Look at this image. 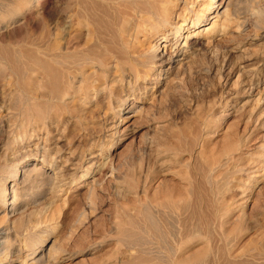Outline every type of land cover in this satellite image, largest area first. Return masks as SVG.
I'll list each match as a JSON object with an SVG mask.
<instances>
[{"label": "rangeland", "instance_id": "rangeland-1", "mask_svg": "<svg viewBox=\"0 0 264 264\" xmlns=\"http://www.w3.org/2000/svg\"><path fill=\"white\" fill-rule=\"evenodd\" d=\"M232 1L223 29L179 46L178 25L204 0H170L166 52L152 56L162 40L152 35L134 45L155 61L141 79L116 80L111 62L95 67L86 91L71 72L74 97L51 99L35 126L21 82L35 78V97L49 101L55 82L39 89L46 75L31 73L30 51H73L86 30L75 1L0 0V188L11 182L7 205L23 210H4L0 195V239L37 219L67 241L58 264H264V174L253 177L264 168V0ZM28 158L38 172L26 180L18 167Z\"/></svg>", "mask_w": 264, "mask_h": 264}, {"label": "bare ground", "instance_id": "bare-ground-1", "mask_svg": "<svg viewBox=\"0 0 264 264\" xmlns=\"http://www.w3.org/2000/svg\"><path fill=\"white\" fill-rule=\"evenodd\" d=\"M34 1L35 0H29V2H34ZM72 1L73 2L75 1V5H77L78 7V10L76 12L77 14H75V16L77 17V19H75L77 30L78 31H82L83 29L86 30L87 39L85 43H83L84 45H81L83 47H81L79 44H78L79 46L76 44L75 47H73V49L75 48L73 51L72 50L69 51L65 49L64 52H59L56 54L53 50L50 51L53 53H50L46 50L44 52L43 50L41 54L40 53L41 50L35 48L33 51H30L31 54L29 53L30 54L29 56L31 57L30 60L34 63V66L31 63L33 68L30 69L34 70L31 71V73L37 71L39 72L40 70L46 75V77H44L45 79H41V81H38L40 82L39 89L41 90V88H46V86L49 85L46 79L48 78L50 80L51 76L53 79L50 80V82L52 81L51 83L49 82L50 85H52V83L55 82L52 86H50L52 87V94H50V96L51 95L53 96L49 98L50 101L48 100V98L45 99L43 97L42 98L44 100H41L42 99L40 98L41 96L39 97L40 99L38 97L37 98L35 97L36 95H38V90L37 93L35 92L36 94L33 93L35 91L33 89L34 85L38 86V83L35 84L36 83L35 78L34 80L32 78V80L21 82L22 87H20V89L21 88L24 89L23 90L24 93L25 92L26 93L30 92V94L33 93L34 95L33 97H35L34 99H31L33 98L31 96L32 94L31 95L29 94L26 95V93L23 94L26 96L25 97L26 99L30 98L31 100L29 103L30 105L29 108L30 110L32 109L33 112L32 111L31 112L33 114L32 113L31 114L34 116L30 117L29 122H31L35 126H39L40 121L46 118L45 116L46 115L48 116L49 112L51 113L50 110L52 109L51 108L53 105L52 102L54 100L57 101L58 99H60L62 100L61 102H63L62 104H67L68 102L66 103L65 96L70 95L71 97H74L73 92H77V91L73 89L74 87L72 88L71 81L76 79L75 77L76 73L82 75L81 84H85L84 88H86V91L89 90L87 89L88 81H89L88 79H90L88 77H91L92 73L94 74L95 67L101 68L106 71L108 68H110L111 62H113L112 65L113 67H115V71H113V73L110 72V74H112L111 76H113V78H115L116 80L117 78H119V80L126 79L127 76L129 77L132 76L135 78V80H139L142 78V75L145 72L144 67L154 66L155 61H152L153 59L152 60L150 59V61H146L145 59L138 58L134 50L135 43L137 41L139 42V39L141 37L142 39H144L149 35H152L153 38H157V37L162 38L161 41L159 39H156L153 45L154 49L152 52L153 54L152 56H157V57L159 56V52L161 50H163V52L165 53L166 52L165 47L170 45L168 42L171 39H168V36L166 35V30L168 29V26H170L171 24V17L168 13V11H170V8H172L170 7L171 4H169L170 0H158L159 1L158 4L154 2L155 0L154 1L153 0H72ZM200 10L201 11L195 13L193 12L194 14L192 13L193 15L191 16L188 15L184 16V18L182 19L183 24L180 23L178 25L177 30L174 33L175 34L174 37L176 40L175 43H177L179 46L181 45L187 46L195 36L200 37L201 34L202 37L205 35L207 36L209 35L208 38H211L213 34L218 33V30L223 29L231 15V12H233L232 11L233 1L204 0ZM69 19L70 18L67 19V23L69 22ZM71 22L72 21H70V25L69 23L67 24L68 27L69 26L72 27ZM70 31L71 29H68L66 33L69 34ZM75 38L76 37L72 39ZM210 42H212V40L208 39L207 43ZM49 48L52 49V47ZM181 54L184 53L182 52ZM40 68H42V70ZM88 69H92V70L89 71ZM71 72H76L73 73L74 75L73 80L70 78L72 77V74L70 76ZM54 77L56 78L54 79ZM255 77L259 78V74L258 75L256 74ZM56 79H59V81H56ZM154 79L155 77H150V80H154ZM157 79L158 78H156V80ZM22 80L23 79H21V81ZM43 80H45L46 83H44L45 81L43 82ZM80 86L81 85H79L78 87ZM262 95H260L259 97L262 98ZM27 96H29V98H27ZM51 99L54 100L52 101ZM115 120L116 119H114L113 121ZM117 126L118 125L116 123H113L108 127V130L111 132L110 136H114V130L116 129ZM30 156L33 157V155L31 154ZM262 156H263L262 160H264V153L262 154ZM29 158L24 161L20 160L21 162L18 167L20 173L22 172V178H25L26 180L31 179L34 174L36 176V172H38V169L36 168L37 165L35 164V162L30 164ZM35 160H39V158H36ZM42 162H45V160L43 159ZM53 162L55 163V160ZM33 164H35V166L30 168V166H32ZM261 167H263V164L261 165ZM48 168L53 169V165H50ZM258 170L259 172L254 174L253 177L262 176L264 174L263 172L264 168ZM12 176L14 177L12 181H16L18 178H21L18 177L17 171L14 172ZM55 177H53V181ZM253 181L256 182L257 180L255 179ZM243 184L247 185L248 183L244 182ZM242 192H243L242 196H249L252 192V189L246 187L242 189ZM0 195L2 201L6 200L5 206H3L4 210H11L13 211V213L17 211L15 214L23 212V210H15L16 206L14 205L11 206L12 208L9 205H7V203L10 200L12 201H10L9 204H14L15 202V197L13 198V194L11 191V182L5 180L3 187L0 188ZM245 199H243L240 203H238V205L246 203L248 199L246 200ZM5 214H7V212ZM35 221L28 220L27 222H23L19 230H17L15 233L16 234L15 237L16 238L19 237L15 240L11 239L12 237L9 236L10 235L9 231L3 233V234L8 233V235H5L7 239L6 238L3 240L0 239V264H6V263L9 264L13 260H18L19 264H25L29 259H33V260L28 264H58L62 260H65L70 257L68 256L69 254L67 250V241H65L66 239L64 240L58 238L57 237L58 235L56 236V234H54L57 232V231L55 232V230L54 232H52L51 235H48L46 230L41 229L43 226H45V224H43L45 222L39 220H37L38 222ZM16 240H18V242L20 243L18 244L19 245L18 248L15 243ZM45 245H46V249L44 251L42 250L41 252V248ZM35 253L36 256L35 257L32 256L35 255Z\"/></svg>", "mask_w": 264, "mask_h": 264}]
</instances>
